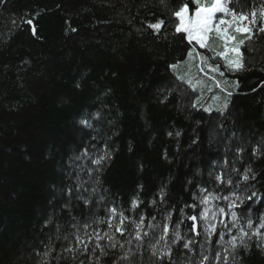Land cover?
Returning a JSON list of instances; mask_svg holds the SVG:
<instances>
[{
	"label": "trees",
	"instance_id": "trees-1",
	"mask_svg": "<svg viewBox=\"0 0 264 264\" xmlns=\"http://www.w3.org/2000/svg\"><path fill=\"white\" fill-rule=\"evenodd\" d=\"M182 4L0 0V264H264V0H227L256 12L235 70L176 32Z\"/></svg>",
	"mask_w": 264,
	"mask_h": 264
},
{
	"label": "snow or ice",
	"instance_id": "snow-or-ice-1",
	"mask_svg": "<svg viewBox=\"0 0 264 264\" xmlns=\"http://www.w3.org/2000/svg\"><path fill=\"white\" fill-rule=\"evenodd\" d=\"M161 2L163 3L164 0H161ZM192 2L197 5V7L195 8V11L190 13V8L188 4H182L180 6V8L176 11L173 12V15L179 20V24L176 26V32L180 33H186V37L187 40L189 41V43H191L192 41H195L197 44L200 45L201 48L206 47V41L209 38V34L212 32H216L217 35L223 39L225 41V52L224 53H220L218 52L217 55L220 56H225V53L227 51H229V49L227 48V42L231 41V40H235V37L232 35H227L226 33L228 32V27H233L234 26V31L236 33H249L251 32V29L248 27L247 24L243 23L244 21H248V23L250 24H255L256 23V12H252L251 16L252 19L248 20V15L245 13H239L237 14L234 10L226 7V3L227 0H212L210 5H204L201 3V0H192ZM217 14H224V16H231L232 19L231 20H227L224 18H219L218 19V23L214 22L217 18ZM261 15L264 16V10H261ZM31 21H29L30 23ZM164 24V21L158 20L156 23L154 24H150L149 27L155 29L157 32L160 31L161 26ZM224 25H227L228 27H222ZM261 32H264V27L260 28ZM250 38V37H249ZM244 41L240 40L238 41V43L236 45H234L231 48V51L233 52H237V54L239 55V51H238V46L239 44H243ZM189 55L191 56V52L189 53ZM205 58L201 57V60L203 61ZM228 64L229 65H235V67L239 68L241 67L239 61H232V60H228ZM171 67L175 68L176 65H171ZM210 70L212 71H219L218 68H215L213 66H209ZM229 95H231V93H229ZM225 107H227V104L225 103L224 105ZM82 124H84L85 126L90 127L91 125L88 124V122L86 120H82L81 121ZM254 154H255V150H254ZM89 154L87 153V151H85L84 153H82V156H88ZM109 158V154L108 152H104L103 155H99L97 158L92 160V163L94 165H96V169L95 171L99 172L102 170V166L103 164L106 162V160ZM77 159H80V157H77ZM250 171V170H249ZM211 175V173H210ZM217 180H221L220 176L216 177ZM249 177L247 174H245L244 176V180H248ZM252 179H255V177L253 176ZM228 183L231 184V180H228ZM69 194H71L72 189L69 188ZM97 191L96 188L92 189V192L95 193ZM202 191H204L202 189ZM161 195H163V193H161ZM257 195V193L255 191H253L251 193L250 196H246V197H241V196H237V199L240 200L241 203H243L244 199L247 200H252L253 197H255ZM209 196H211V194H209ZM69 198H71V195H69ZM212 199H217L216 196H211ZM102 199V197H101ZM209 197L205 196L202 199V203L207 204ZM223 199H229V197H223ZM85 204H88L89 201L87 199H85ZM238 205L236 204L235 201H230V207H237ZM132 207L135 208L136 207V202L134 201L132 204ZM191 207L195 208V205H192ZM112 216L116 215V209L113 208L112 210ZM220 213H224V209L221 208ZM209 212V209L207 207H205V209L200 213L199 219L201 220H205L207 223V213ZM231 215L235 218L238 216V214L236 212H232ZM216 216V213H212V218L214 219ZM120 224L115 225V230L117 232H120L121 235H123V221L126 219V217H124L123 213L120 214ZM143 217L140 218L141 220V224H137V228L139 229L143 223ZM188 219L192 220L194 223L192 225V231L195 232L197 225L195 223V221L197 220V216L196 215H192L189 216ZM102 222V221H101ZM251 220H248V226L251 227ZM108 226L109 227H113L112 224V217L110 216L108 218ZM233 226H235V223L233 224ZM262 227H264V225H261ZM85 227H87V225H85ZM209 228L211 229V231L209 230ZM164 231L165 234L168 231L167 225L164 226ZM215 231V225H209L208 227H205V233L207 234V241L211 240V235L212 232ZM241 233L242 234H246L243 232V229H241ZM174 236L175 239L173 240V244H175L177 241L181 240L182 237L180 236L179 232L174 231ZM199 235V233H197ZM255 234V233H254ZM105 236H108V233L104 234ZM145 235H147V233H145ZM223 236L224 233H220V238L221 240H223ZM137 240L141 239L140 236V232L137 231L136 237ZM164 237H161V239H163ZM97 239H103V237L99 236V233H97ZM109 239H111V237L109 236ZM237 238L236 237H232V242H233V246L235 247V240ZM77 242L78 243H82L84 244L85 250L87 249V243L85 241H83L79 236H77ZM194 243V241L192 240H186V242L183 244V247L185 249H189V251H191L190 245ZM219 243V241H218ZM113 247H115V245H112ZM97 248H101V245L99 243L96 244ZM68 251H72L71 248L68 249ZM106 253L103 252V249L101 248V255H105ZM47 255V253H46ZM167 255V256H171V249H167V251L162 252L160 255V259H163V257ZM125 259L127 257H124ZM208 257L205 256L204 260H207ZM217 259H219V254H217Z\"/></svg>",
	"mask_w": 264,
	"mask_h": 264
},
{
	"label": "rangeland",
	"instance_id": "rangeland-1",
	"mask_svg": "<svg viewBox=\"0 0 264 264\" xmlns=\"http://www.w3.org/2000/svg\"><path fill=\"white\" fill-rule=\"evenodd\" d=\"M202 1V0H201ZM203 4V2H201ZM226 7H227V3H226ZM219 18H224V19H227V20H231L232 17L229 15V16H224V14H217V18L214 22H217L218 23V19ZM252 19V16L251 15H248V20H251ZM243 23L247 24L249 28H251V24L248 23V21H244ZM222 27H228L227 25H224ZM186 34V33H185ZM227 35H232L235 37V40H231V41H228L227 42V48L229 49V51H227L225 53V56H220L221 60L223 61V63L230 69L232 70H235L237 69V67H235V65H229L228 64V60H232V61H239L240 63V54L238 55L237 52H233L231 51V48L236 45L238 43V36H241V35H245V34H248V33H236L234 31V26L233 27H228V32L226 33ZM211 39H214L216 42L213 46V48H219V52L220 53H224L225 52V41L223 39H221L216 32H212L209 34V38L208 40L206 41V44H210L211 42H209ZM191 43H194L196 46L200 47L199 44H197L195 41H192ZM238 51H239V46H238ZM187 73L184 75L186 77ZM181 77V76H180ZM188 77V75H187ZM211 203H212V200L211 198L208 199V202L207 204H204L203 203V210L205 209V207H207L209 209V212L207 213V216H206V219H207V223L205 220H203V223L205 225V227H208L209 225H215L217 221H221L223 220V214H219V211L218 210H215L211 207ZM212 213H216V216L215 218L213 219L212 218ZM209 230L211 231V229L209 228Z\"/></svg>",
	"mask_w": 264,
	"mask_h": 264
}]
</instances>
